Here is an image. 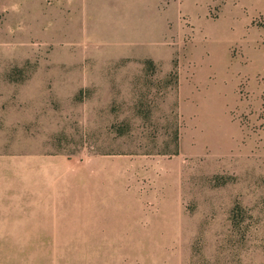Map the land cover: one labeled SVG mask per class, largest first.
I'll use <instances>...</instances> for the list:
<instances>
[{
    "label": "rangeland",
    "instance_id": "rangeland-1",
    "mask_svg": "<svg viewBox=\"0 0 264 264\" xmlns=\"http://www.w3.org/2000/svg\"><path fill=\"white\" fill-rule=\"evenodd\" d=\"M0 264H264V0H0Z\"/></svg>",
    "mask_w": 264,
    "mask_h": 264
}]
</instances>
